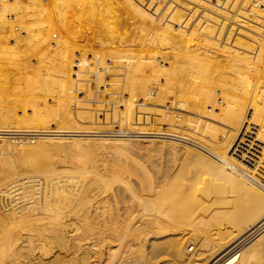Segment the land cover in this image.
Instances as JSON below:
<instances>
[{
  "label": "rangeland",
  "instance_id": "obj_1",
  "mask_svg": "<svg viewBox=\"0 0 264 264\" xmlns=\"http://www.w3.org/2000/svg\"><path fill=\"white\" fill-rule=\"evenodd\" d=\"M134 1H135V3H134ZM175 1L178 5L175 3ZM186 1L189 2L190 0H174V1L171 0V2H170V0H156V2H157L156 5H154L152 7L150 6L151 7V9H150V7H148V5L146 4L145 0L144 1L143 0H140V1L139 0H128V1H126V0H107V2L103 3L102 5L96 6V7H99L98 12H97L96 7L93 6L94 10L93 9L91 10L92 6H90V7L87 6V8L90 9V11H91V12H89V10L86 8V3L82 2L84 4V7L81 8L82 11L76 12L75 10H72L70 13L68 12L69 14L62 12V15L58 18L52 17V19L49 21L50 26L52 25L51 27H54V28H51L52 33L51 32L47 33V31H43V33L41 34V37L39 39L41 41L38 40L39 43L41 42L39 45H33L32 42H34V41H31V39L28 37V34L25 35L24 33H22L21 26H20V20H19L20 18L17 19L18 17H20V14L15 13V12H14L15 14H13V12L11 13L12 15L10 14L11 16H13L16 19L15 20L16 22L13 23V21H12L9 25H8V23L3 24V25L0 24V35L3 36L0 40V43H2V44L6 43L8 48L13 47L15 49V50L14 49L10 50L13 52L7 51L6 53L0 54V63H1L0 71L2 72V73L0 72V76L6 78V79L5 78L2 79V81L0 79V83H2L4 81V83L0 84L1 85L0 86V122L2 123V124L0 123V125L4 126V127L2 126L3 129H8L10 131H13V130L20 131L19 134H15V135L4 134V135L0 136V140H2L4 142L3 143L4 145L7 144V146H8L9 143L12 145V146H10V144H9V147H11V148H8V149H6L7 147L5 148L4 146L0 145L1 146L0 149L4 147L0 151V156H1L0 157V170L1 169L6 170V171H8L9 169L12 170L13 166H14L15 169H17L19 171L22 170V171L26 172V170H27V172H30L32 170V167H29V164L26 163V161L24 160V157H22L23 155L21 153L20 154L22 156L19 154V152L12 149L13 146L19 147L22 143H23L22 145H24V144L35 145L38 143H42V144L48 143L45 141H48V139H49L48 137L50 136L51 138L54 139V141L52 140L53 142L51 141V143L55 142V145L53 144L52 147L51 146H48V147H50L49 149L53 148L52 151L54 150L53 151L54 153L53 152L52 153L54 155H53V157H51L52 154L50 155L51 162L49 161L50 159H47V158H46V160L44 159L42 161L44 166H45V164H48V166L46 165V167L58 168V169H61V166H62V168L65 166L64 168H66L70 171L76 170L77 172L79 171L80 173L82 171L83 173H85V175L88 174V173L86 174V171H89L90 175L89 174L88 175L91 177H93L94 173H95V176L93 178L95 180H98V181H96L97 182V189L95 191H97L96 194L98 192L100 193V195L97 194L98 195L97 197L99 199L96 197V200H102V199L105 201L110 200L113 196L111 193L114 194V192H117L116 194H114V196L112 198L113 201L115 200L114 203H113L112 199H111L112 203L110 201H107V205L111 209H109L108 207L107 208L110 210L111 213L109 214V210L104 211L105 213L107 212L106 216H105V214H102V217H100V220H102L101 218H103V217L106 218L103 220L104 223L103 222L101 223L100 220H99L100 223H97L98 228L101 227V228H99L100 231H102L104 233V237H103L102 236L103 233L100 232V234L102 236V237L100 236V239L102 238L101 239L102 243L99 244V247L101 246L100 247V251H101L102 250L101 248L103 246V250L100 252L101 254L99 253L100 260H101V262H99V264H118V262L121 261V259H124V260L129 259L133 264H179L178 260L175 261L176 260L175 255H173L174 246L172 244H174L173 239L175 238L174 237L175 234H174V231L171 230V227H174V229H175L178 225L183 224L184 223L183 221L179 222L180 221L179 218H184L186 216L182 213H187L189 215V213L191 211H193V207L191 204H189V206H187V208L185 209L184 212H182L180 209H179V211L177 210V213H180L181 215H183V217H181V215H180L176 218V213L173 210H171V212H170V210L167 209V207L170 208V206H171L170 205V199H172L173 202H175V200H177L178 196L175 194L179 195L181 193V189H182L181 185H183L185 183H186V185L191 184L190 187H192V189H191L192 191L190 190V192L192 193L193 196H194L196 190H198V188L200 189L203 186L200 189V190H202V189L206 188V185H208V187H209V185H211L208 182H206L207 177H206L205 172L209 168L207 163L205 162V165H204V162L202 163V161H200L195 154H189L190 157H188L189 155H186L187 152L184 151V147H185V149L186 148L189 149V148H193V147H191L190 145H186L185 143H182V142H178V141L174 142L173 140H170L168 138H163L164 136L165 137H167V136L174 137L173 133L180 126L179 122L186 123V125L184 127L185 128L188 127L187 117L185 116L186 112H183V111H186V108L182 109L180 107V101L183 98L185 101V106H190V103H191L193 105V106L191 105L192 108L194 107V109H196V110H194L195 113L196 114L197 113L202 114V115L197 114V115H200L202 118L201 117L199 118V116L195 117V116H191V115L189 116V118H191L193 120H198L199 121L198 122L199 130L201 132H206L205 133L206 135L204 133H202L205 136V137L203 136V138H205L206 140H208V138H209V133L207 131L208 127H206V125H205V124H207V126L209 125V122H207L208 118L206 116V114L208 115L209 110L207 109L208 107H206L207 104L206 103L204 104L203 102L208 101V97H209L208 95L211 92V90H209L208 88L206 89L205 83H202V82L205 80L207 75L210 76V74L203 72V74L199 73L200 74V76H199V74H194V73L196 71L202 72V71L208 70L210 68L211 64L203 63L202 65H198V66L194 67L195 69L189 71V65L190 64L189 63L187 64V62H186L188 60L186 58V55L184 54V52L175 49L176 48L175 46L177 45V43L180 45L181 48H184L182 44H184V46H187L188 45L187 42L189 44L190 43L193 44L196 41L195 38L189 34V31L187 29H185V28L182 29V27H181V25L182 26L185 25L184 27H187L186 24L188 25V23L181 24V23H178L179 21H177V23H175L176 20H179V18L185 19L186 21L188 19L192 18L191 15H193V14H192V12H190L193 10V7L191 6V1L194 2L195 0H191L189 2L190 5ZM166 2L168 3V5ZM141 3L142 4L145 3V4L142 5ZM137 4H139V6ZM123 5H126V6H123ZM35 6H37V5H35ZM117 6H119V7H117ZM127 6H129V8ZM147 7L149 8V10ZM163 7L165 9H163ZM190 7H191V9H190ZM174 8H176V9H174ZM186 8H189L188 11H186L187 10ZM118 9H120V10L122 9V10L120 11ZM170 9H171V11H170ZM86 10H88V11H86ZM164 10H167L166 11L167 13H165ZM158 11H160V12H158ZM161 11H164V12L161 13ZM168 11L170 12V14ZM73 12H74V14H73ZM145 12H147L146 15H145ZM174 12H176V13H174ZM92 13H93V15H92ZM100 14H101V16H100ZM159 14H161V15L163 14L162 17L165 16V18H166L165 19V18L160 17L161 18V24L163 23L162 25H165V23H167L166 27L168 26V28H167L168 34H164V35H166L167 39L169 40V42H170L171 46H173V48H169L166 45L164 46L162 44L160 45L159 44L160 42H158V41H156L157 43H155L156 45L159 44V45H157V46H160V47H158V49H155L156 46H155V48H153V47H151V44L149 45V42L147 40L149 37H153V41H155V39H157L159 36H163V33H164L163 30H160V31L158 30L157 33H155V30H154V27L157 25L156 23H158V21H159V16H160ZM171 14L175 18L171 17L172 16ZM174 14H176V15H174ZM178 14H180V16ZM185 14H187V15L189 14L188 16L186 15L187 18L185 16ZM75 15H76V18H75ZM166 15H167V17H166ZM156 16L158 19L156 18ZM53 19H55V20H53ZM202 19L203 18H200V20H202ZM155 20H158V21L155 23ZM162 20H164V21L166 20V21L162 22ZM52 21L53 22L55 21L54 22L55 26H53ZM170 21H171V23H170ZM50 22H52V23H50ZM103 22H105V23L103 24ZM72 23H74V24H72ZM207 23H208V21H207ZM161 24H159V26ZM151 25H153V26H151ZM171 25H176V26L174 27ZM169 26H170V28H169ZM192 26H194V25H192ZM56 27H57V29H59L58 30L59 32L56 31L57 30ZM90 27H91V29H90ZM92 27H94V28H92ZM130 27H132V28H130ZM143 27H145V28H143ZM163 27L165 28V26H163ZM171 27L176 28V30L178 28L179 32H181L183 30L184 32L182 31V34L180 33V36H182V37L178 38L175 33L170 31L172 29ZM138 28H142L143 33H136V30ZM13 30H15V33ZM77 30H79V32ZM89 30H90V32H89ZM145 30H146V33H145ZM8 34H9V36H7ZM62 35H64V36L62 37ZM16 36H18V37H16ZM12 37H14L13 40H12ZM27 37H28V39H27ZM56 39L57 40L61 39V40H60V42H58ZM218 39H221V37H219ZM53 41L56 42V45H54L53 47L49 46V45H53L55 43V42L53 43ZM66 42H67V44H66ZM79 42H81V43H79ZM122 42H124V43H122ZM129 42H130V44H134V45H130L129 47L125 46V45H128ZM209 42H211L210 45H212V41L207 40V42L206 41L204 42L205 44L203 43L204 47L205 46L208 47ZM28 43L31 46H29ZM206 43H208V44H206ZM44 44H47V45H44ZM45 46H46V48H45ZM152 46H153V42H152ZM40 48L42 51L40 50ZM155 50L161 51L162 54H165L168 56V64L166 65V68H168V69L166 71H165V69H162L163 67L159 64L160 63L159 59L155 58V54H156ZM165 50H167L168 52L166 53ZM163 51H164V53H163ZM152 52H154V54H152ZM3 57L5 60L3 59ZM18 62H20V64ZM157 63H158V65H157ZM18 66H19V68H18ZM183 67H187L188 69L186 68L187 70H185ZM1 69L5 72L4 75H3V71ZM163 71H165L166 73L169 71L168 73L170 74V75H168V77H169L168 81H170V82H168V85L170 84L169 85V87H170L169 95L171 93L170 97L166 93H164L165 94L164 95L163 92L161 91L162 90L161 85H163L162 79L165 78L163 76ZM193 74H194V76H193ZM204 74H207V75H204ZM7 75H8V77H7ZM201 76L204 77V79H202ZM2 77H0V78H2ZM196 77L197 78L199 77V80L201 78L203 81L201 80L202 81L201 83H199L200 81H198V80L195 81L196 79L193 81L192 78H196ZM222 81H224V82H221V81L218 82L219 85L216 83L217 85H215V86H218V87H216V88L214 87L215 90H214V92L212 91L214 97H215V95H217L218 97L220 96V95H218V94H220V91H221L220 89H221V87L223 88L225 86V80H222ZM195 82L197 83V85L200 84V86L198 87ZM9 84H10V86H9ZM203 85H204V87H203ZM141 86L145 87V89L148 92L150 91L149 96L152 98L153 101L149 102V101L143 100V92L142 91L144 88L142 89ZM160 87H161V90H160ZM218 88H220V89H218ZM158 90L162 92V94L159 95L160 97L158 96V92H159ZM205 90H206V92L203 93L204 94L203 98L205 100L202 98V100H204V101L201 102L200 101L201 100L200 95H201V92L202 91L204 92ZM197 91H198L199 96L196 95ZM192 92L193 93L196 92V93L193 95V94H191ZM187 94L189 96L191 94L192 97L190 96L191 97L190 98ZM157 101H158V103H157ZM198 101H200L204 106L200 102L198 103ZM211 102L212 101H210L209 103H211ZM196 103L198 105H196ZM154 104H156V105H154ZM174 106H176V108H179V109L174 108ZM204 108L207 109L206 110L207 112L204 111L205 110ZM181 110H183V111H181ZM199 111H201V112H199ZM205 116H206V118H204ZM205 119H206V122H205ZM28 130L38 131L39 133H42V132L43 133H49V135L48 134H31V135L28 134V135H26L25 133ZM186 133H187L186 135H188V136H186V137H188L187 139L193 140V138H192L193 135L191 134V136H190V134H188L189 132H186ZM45 135L47 136L48 139L46 138ZM53 135L55 138L53 137ZM67 136H69V137H67ZM143 136H145V137L147 136V138L145 139V138H143ZM134 139H138V140H134ZM151 139H153V141L151 143H149V141ZM162 140H165V142L167 141L166 144L170 143V141H173L175 145L180 144L181 146L176 145L177 146L176 150H177L178 154L171 151L167 146L161 147L162 144L160 142H162ZM119 141H121V142H119ZM61 142H62V144H61ZM86 142H87V144H86ZM122 142H124V144ZM59 143L61 146L59 145ZM96 143H98V144H96ZM120 143L123 145L126 144L125 145L126 146L125 151H126V153H128V157H130V158L126 159L125 156L123 155L125 153V151L123 149H121V150L118 149L117 146L120 145ZM72 144H73V146H71ZM129 144H131V145H129ZM136 145H137V147H136ZM113 146H116V147H113ZM54 147H57V150L60 147H61V149H59L58 152H56L57 150ZM127 149H129V150H127ZM8 150L10 152H13V155H11ZM182 150L184 151L183 152L184 154H182ZM190 150H192V149H190ZM80 151L81 152L84 151V152H82L83 154H81ZM119 151L121 153H123V154L118 153L119 155H121L120 157L116 153ZM193 151H197V152L201 153L199 150H197L195 148H193ZM1 152H2V155H1ZM50 152H51V150H50ZM15 153L16 154L18 153V155H20V156L16 155ZM56 153H59V155L61 157ZM131 153H132V155H131ZM55 154L57 155V157L55 156ZM69 154H73L74 156L73 155L71 156ZM89 154H90V157H89ZM107 154H109V155H107ZM4 155H6L7 157L10 156L11 159H9L10 157H8V159H7V157H4ZM192 155H194V156H192ZM14 156H16V158H17L16 161L14 159ZM54 156H55V158H54ZM21 157L23 159H21ZM70 157L71 158L74 157L73 160L75 159L74 160L75 162L78 161V163L79 162H80V164L82 163L81 164L82 167H79L80 164H78V163L70 162V159H71ZM75 157L76 158L78 157L79 159H76ZM58 158H59L60 162L57 161ZM62 158L64 160L63 163H61V161H63ZM117 158H119V160ZM207 158H209L213 161L212 158H210V157H207ZM5 159H6V161H5ZM18 159L20 161L21 160L22 161L24 160V161L19 162ZM66 159H68V160H66ZM7 160H9L11 164ZM52 160H53V162H52ZM54 160H56L58 163L56 161L54 162ZM128 160H129V162H128ZM44 161H47V163H45ZM66 161H67V163H66ZM169 161H170V163H169ZM5 162H8V163H5ZM3 163H5V166ZM74 163H75V166H74ZM55 164H57V165H55ZM68 164L69 165L71 164L73 166L70 165V168H68V166H69ZM91 164L93 167L90 166ZM8 165L10 166V168H8L9 167ZM53 165L56 167H54ZM86 165L89 167H87ZM190 165H191V167H190ZM22 166H24L26 168H24ZM90 167H91V169H90ZM19 168H21V169H19ZM86 168H88V169H86ZM184 168H185V170H184ZM28 169H30V170H28ZM176 169H177V171H176ZM191 169H193L192 172L189 171ZM144 170H145V172H144ZM92 171H93V173H92ZM146 173L148 174V177L151 178V180L153 182H155V183L159 182L160 183L161 181H163L165 184L164 185L163 182H161L162 184L160 183L161 185H163L165 187L164 188L163 186H161L162 191L164 192L163 195H165V196H162L161 195L162 193L160 194V196H162L164 199L161 197L157 198L156 201H154L155 200L154 199L153 201H151L153 205H150L151 202L149 204L148 203L144 204L146 202L147 196L145 195L146 194L145 189H143L145 185H143V186H141V185L145 184V183H143V181H144V177L147 179ZM204 174H205V176H204ZM143 175H144V177L142 178L141 176H143ZM140 177H141V180H137ZM163 177H165V178H163ZM157 178L159 179V181ZM127 179H129V180H127ZM146 179L144 182H146ZM136 180L140 183L139 184L140 186L137 184L138 182ZM166 180H168V181H166ZM202 180H204V181L206 180V181L204 182ZM125 182L127 184H124ZM168 182H169V184H167ZM176 183H178V184L176 185ZM198 183H200V184H198ZM124 185L125 186L127 185L128 188L125 187ZM136 185L138 188L136 187ZM104 186H106V187L104 188ZM98 187H99V189H98ZM124 187L126 190L128 189V192L130 191L129 190L130 187H132L131 191L134 189V192L136 194H139L138 196H140V198H142V199L144 198L143 201L141 199L139 200V197L136 196V194H134L136 197L134 195H132L134 192L131 193V191H130L128 193L124 189ZM195 187H198V188H195ZM140 188L142 189L141 191L143 192V194L140 191ZM194 189H195V191H194ZM208 189L209 188H207V190ZM107 190L110 192L112 191V192L108 193ZM207 190L204 189V191H207ZM209 190L212 191L211 189H209ZM230 190L228 188L229 193L226 190H225L226 192L224 191L225 194H227L226 198H224V196H225L224 193H222L223 195L221 194L222 195L221 196L220 193L216 192V195L218 193L217 196L220 195L219 198L217 197L218 199L214 197V196H216L215 191H212V192L209 191L208 195H210L211 193H213V194H211L212 196H208L209 199L207 198L208 200H206L205 203H206L207 208L209 206L210 209L209 208L208 209H209L210 213L207 212L206 214H203V215L201 214V216L198 215L195 218V222L196 221L197 222L196 223L194 222V223L200 225L201 227H205V228L207 226H210V229H212L214 226H216L214 224L218 220V218L214 217L215 216L214 214H216L215 211L218 210V213H220L222 211L221 215H223V216H218V217H219V220L222 217H224V218L221 219V221H219L218 223L219 224L221 223L223 227L225 226L224 228L222 227L223 230L221 231L223 233V235H225V236L227 234L229 235V232L233 231L234 225L238 224V221L240 220L239 217L242 218L244 216L245 213L243 211L248 210L247 208L244 209L245 207H248L247 205L245 206V203H244L245 200L244 199L241 201L237 200L238 198L242 199L240 197L241 194L238 193L240 196H238V198H237L236 193L234 192L235 194H233V192H230ZM191 193H187V194H191ZM199 193H201V194L199 195ZM105 194H107V195H105ZM117 194H118V199H116ZM172 194H174L175 198H174V196H172ZM192 195H190V196H192ZM195 195H197V198H198L202 195V192L199 191ZM104 196H106V198ZM221 197H223L225 199V201L223 200V198L221 199ZM107 198H109V199H107ZM132 198H135V199H132ZM150 198L152 199L153 197H150ZM232 198L234 199V201ZM214 199H216V202ZM136 200H137V202H136ZM229 200H230V202H229ZM116 201H117V203H116ZM168 201H169V204H168ZM242 201H244L243 202L244 206H243ZM154 202H156V204ZM182 202H185V201H182ZM182 202H180V204H182ZM186 202H189V201H186ZM220 202H222V204H224V205L220 204ZM226 202H229V203L234 202V203L227 205ZM239 202L242 203V205ZM162 204H164V205H162ZM105 205H106V203H105ZM111 205H114V206H111ZM137 205H141V206L138 207ZM146 205H148V206H146ZM166 205H167V207H166ZM174 205H176V202L174 203ZM152 206H154V207H152ZM159 206L161 207V209H160V210H162L161 212L166 214V215H164L162 213L163 214L162 217H164V219H167V220L169 218H170V220H174V221H172V223L163 224V226H161L162 224L161 225H157V224L151 225L147 222L146 219L148 218V215L150 213L151 214L149 216H151V215L153 216V214L154 215L157 214L158 211L156 209L157 208L159 209L160 208ZM176 206H178V205H176ZM222 206H224V207H222ZM100 207H102V206L100 205ZM113 207H114V209H113ZM241 207H243V208H241ZM107 208H105V210ZM212 208L215 210H213L211 212ZM164 209L167 210V212ZM111 210H114L113 212H115V213H112ZM232 210H233V212H232ZM125 211H127V212H125ZM136 211H137V213H136ZM213 212H214V214H213ZM114 214L116 216L115 218L113 217ZM139 214H141V215H139ZM209 214H213L214 216L213 215L212 216L214 218H210L211 215H209ZM134 215L136 218H134ZM109 217H112V219H109ZM141 218H142V220H141ZM215 219H217V220H215ZM232 219H235L234 221L235 222L237 221V222L236 223L233 222ZM105 220H107V221L105 222ZM122 220H123V222H122ZM125 220H127V221H125ZM205 220H207V221H205ZM214 220H215V222H213ZM222 220L224 223L222 222ZM231 220H232V222H231ZM109 221H111V222H109ZM129 221H131V222H129ZM140 222H141V224H140ZM174 222H176V223H174ZM125 223H126V225H125ZM218 223L216 222L217 225H218ZM232 223L234 225H232ZM98 224L99 225L105 224L106 227L104 225V229H103L102 228L103 225L99 226ZM108 224H113V225H108ZM137 224H139L140 226ZM144 224H145V226H144ZM171 224H173V226ZM186 224H190V225L192 224L191 218L189 219V222ZM107 226L108 227L110 226L109 227L110 229ZM140 227L142 228L141 230L143 232L139 229ZM136 228H137V230H136ZM162 228H165L166 230L170 229L169 233L164 232L165 234H167V236L164 233H163L164 237L162 234H160L162 231ZM207 228H209V227H207ZM138 229L141 231V233L138 232ZM147 229L151 230V231H149V236L144 233V232H146V233L148 232ZM153 229H154V231H152ZM158 229H161V231L157 232ZM165 229H163V230H165ZM109 230H111V232ZM125 230H127V231H125ZM225 230H226V233L224 234ZM107 231L110 232L111 236H109V232L107 233ZM112 231H114L113 233H115V235L114 234L112 235ZM106 233H107L108 237H106L107 236ZM157 233H159V234H157ZM257 233H259V234H255L256 236L254 235L255 237L253 236V238L249 240L248 245L246 244V247L249 245H252V243H254L257 239L258 240L260 239V241L258 242L259 244L257 243L259 247L256 245L257 251H258L257 254L260 256L262 255V258H263L262 260L264 263V251H263L264 250V228L261 229ZM152 234H154V235H152ZM138 235L139 236L141 235V237L142 236L143 237L141 238ZM156 235H159V236L157 237ZM144 236H146V238ZM168 236H169V238H168ZM105 237H106V240L108 239L109 241H104ZM109 237H110V239H109ZM261 237H262V239H261ZM103 238H104V240H103ZM136 238L140 241L139 243H138ZM110 241H112V242H110ZM261 242H263V243L261 244ZM103 243L107 247H109L110 250L113 252L109 253L108 248H106ZM108 243L110 245H107ZM170 248H172V249H170ZM185 251L188 255H193L196 252V243L195 242L186 243L185 244ZM261 252H262V254H261ZM86 256L84 257L85 259L88 256L92 257L91 254H89L87 257ZM173 256L175 258H173ZM32 257L33 256H31V257L29 256V258L28 257L24 258L22 256L21 260L19 259L20 263L18 262V260H16V262H14V263L21 264V262H22L23 264L24 263L30 264L29 260L31 261V259H32L31 264H40V263L43 264L44 261H45L44 264H46V261H47L46 258H48V257L44 256L45 260H40V259L36 258L35 256H34V258H32ZM82 259L80 258V260H82ZM118 259H119V261H118ZM14 263H12V264H14ZM120 264H124V262H121Z\"/></svg>",
  "mask_w": 264,
  "mask_h": 264
},
{
  "label": "bare ground",
  "instance_id": "obj_2",
  "mask_svg": "<svg viewBox=\"0 0 264 264\" xmlns=\"http://www.w3.org/2000/svg\"><path fill=\"white\" fill-rule=\"evenodd\" d=\"M126 1H128V0H126ZM172 1H174V0H172ZM82 2L86 3V8H87V6L88 7L92 6L91 10L92 9L94 10V7L102 5L103 3L107 2V0H0V24L3 25V24L8 23V25H9L12 21L14 23V22H16L15 21L16 19L13 16H11L12 15L11 13L13 12V14H15V13L20 14V17H18L17 19L20 18L19 20H20V26H21L22 33H24L25 35L28 34V37L31 39V41H34V42H32L33 45H39L41 42L39 43L38 40L40 39L43 31H47V33H50L51 28H54V27H51L52 25L50 26V24H49V21L52 19V17L58 18L62 15V12H65L67 14L68 12L70 13L72 10H75L76 12L82 11L81 8L84 7V4ZM145 2L148 5V7H150V6L152 7V6L156 5V3H157L156 0H145ZM170 2H171V0H170ZM189 2H187V3H189ZM194 2L191 1V6L193 7V10L190 12H192L193 15H191V14L190 15L192 18L188 19L187 21L185 19L179 18V20H176L175 23H177V21H179L178 23H181V24L188 23V25L186 24L187 27H184L185 25L184 26L181 25V27H182V29L185 28L189 31V34L195 38L196 43L194 42L193 44L192 43L189 44L186 41L189 46L188 45L184 46V44H182L184 48H181L180 45L177 43V45L175 46L176 47L175 49L184 52V54L186 55V58L188 59L186 62H187V64L188 63L190 64L189 65V71L195 69L194 67H196L198 65H202L203 63L211 64V66L208 70L202 71V72L196 71L194 73V74H199V73L203 74V72H204V73L210 74V76H208L207 74H204V75H207V77L205 78L204 81L202 80V79H204V77H202L203 75L201 76L202 79L200 78V80H199V77L198 78L197 77L192 78L193 81L195 79H196L195 81H197V80L200 81L199 83H201L203 81L202 83H205L206 89L208 88L209 90H211V92L208 95L209 97H208L207 102H203L205 100L203 98V95H204L203 93H205L206 90L204 92L202 91L201 95H200L201 96L200 101L203 102L204 104L206 103L207 104L206 107H208L207 109L209 110L208 115L206 114V116L208 118L207 122H209V125L207 126V124H205L206 127H208L207 131L209 133V138H208V140L203 138L204 135L202 133L205 134L206 132H201L199 130V127H198L199 121L189 118L190 115L195 116V117L199 116V118H200L201 116L197 115V114H201V113L196 114L194 111L196 109H194V107L192 108L193 105L191 103H190V106H185L184 98L181 101L180 100L179 101H180V107L182 109L186 108V111H183V110H181V111L186 112L185 116L187 117L188 127H186V128L184 127L186 125V123L179 122L180 126L173 133L174 137H172V136L165 137L164 136L163 138H168L170 140H173L174 142L175 141L182 142V143H185L186 145H190L191 147L199 150L201 153H199L197 151H193V148H189V149L186 148L185 149V147H184V151L187 152L186 155L195 154L198 157V159L200 161H202V163L204 162V165L206 162L208 167H209L208 169L206 168L207 170L205 173H206L207 181L206 180L205 181L211 185H209V187H208V185H206V188H204V189L207 190V188H209L212 191H215V195H216V192L220 193V195L222 193H224V195H225L224 198H226L227 194H225V192L226 191L228 192V188H229V190L230 189L232 190V191L230 190V192H233V194L236 193L237 198H238V196H240L239 194H241L240 197L242 199L238 198L237 200L241 201L244 199L245 202L242 201V203L244 202L245 206L246 205L248 206V207H245L244 209L247 208L248 210H245V211L242 210L245 213V214L243 213L244 216L242 218L239 217L240 220L237 218L239 220L237 225L236 224L234 225L232 223V225H234V227L232 226L234 228L233 231L232 232L230 231L229 235L227 234L228 236L227 235L225 236L221 232L225 226L223 227L221 223L220 224L218 223L219 221H221V219L224 218V217H222L219 220V217H218V216H223V215H221L222 211L220 213H218V210H217V211H215L216 214H214V212H213V214L215 216L213 214H209L211 216L213 215L214 217L218 218V220L215 219V220H217L216 222L218 223V225L216 224V222L214 220L213 222H215L214 225H216V226H214L212 229H210V226H207L209 228H207V227L205 228V227H201L198 224H195L197 222V221L195 222V218L198 215L201 216V214L203 215V214H206L207 212L210 213L209 212L210 208H209V206H208L209 209L207 208L205 201L208 200L209 199L208 196H212L211 194H213V193L208 195L209 191H210L209 189H208L209 191L207 190L208 191L207 192V191H204V189L200 190L203 186L200 189L198 187H195V188H198V190H196L195 194L198 193L199 191L202 192V195L197 198L198 194L197 195L194 194V196H193L192 193L190 192V190L192 189V187H190L191 184L190 185L187 184L188 186L186 185V183L181 185L182 186L181 193L179 195L175 194L178 196L177 200H175L176 205H178V206L174 205L175 202H173V200L170 199V205L171 206H170V208L167 207V205L169 204V201H168V204L166 205V207H167V209L170 210V212H171V210H173L176 213V218L181 215L180 213H177V210L179 211V209H180L182 212H184L185 209L187 208V206H189V204L192 205L193 211H191L189 213V215L187 213H182L186 216L184 218H179V220H180L179 222L183 221L184 223L178 225L175 229H174V227H171V230H173L174 234H175L174 235L175 238L173 239L174 244H172L174 246L173 255H175V257H176L175 261L178 260L179 264H258V263L264 264L263 260H262L263 259L262 255L260 256L257 254L258 253L257 246L259 244L258 242L260 241V239L259 240L257 239L255 242L253 241L254 243H252V245H249L246 247V244L248 245L249 240L252 239L255 234H259L257 232H259L261 229L264 228V0H195ZM134 3H135V1H134ZM168 3H167V5H168ZM175 3H176V1H175ZM143 4H145V3H143ZM35 5H37V6H35ZM137 5L139 6V4H137ZM189 5H190V3H189ZM123 6H126V5H123ZM117 7H119V6H117ZM127 7L129 8V6H127ZM151 7H150V9H151ZM96 8H97V12H98L99 7H96ZM163 9H165V8L163 7ZM171 9H170V11H171ZM174 9H176V8H174ZM186 9H187L186 11H188L189 8H186ZM190 9H191V7H190ZM88 10H89V12H91L90 9H88ZM88 10H86V11H88ZM118 10H120V9H118ZM148 10H149V8H148ZM167 10H164L165 13H167L166 12ZM164 11H161V13H163ZM158 12H160V11H158ZM174 13H176V12H174ZM73 14H74V12H73ZM146 14H147V12H145V15ZM169 14H170V12H169ZM92 15H93V13H92ZM159 15H160L159 16L160 22L158 20H155V23L158 21V23L161 24V18L160 17H162L163 14L162 15L159 14ZM167 15H166V17H167ZM174 15H176V14H174ZM178 15L180 16V14H178ZM186 15L187 14H185V16ZM100 16H101V14H100ZM157 16H156V18H157ZM187 16H186V18H187ZM171 17H174V16L172 15ZM75 18H76V15H75ZM162 18H165V16H163ZM200 18H203V19L200 20ZM53 20H55V19H53ZM163 21L164 20H162V22ZM207 21H208V23H207ZM52 22H50V23H52ZM54 22H53V26H55ZM104 23L105 22H103V24ZM158 23H156L157 25L154 27L155 33H157L158 30L159 31L163 30L164 31L163 36H159L157 39H155V41H153V37H149L147 39L149 42V45L151 44V47H153V48H155V46H156L155 49H158V47H160V46H157L159 44L160 45L162 44L164 46L166 45L169 48H173V46H171L169 40L167 39L166 35H164V34H168V32H167L168 26L166 27L167 23H165V25H162L163 24L162 23L160 26ZM170 23H171V21H170ZM72 24H74V23H72ZM192 25H194V26H192ZM151 26H153V25H151ZM163 26H165V28ZM171 26L175 27L176 25H171ZM92 28H94V27H92ZM130 28H132V27H130ZM143 28H145V27H143ZM169 28H170V26H169ZM171 28L172 29L171 30L169 29V30L172 31L173 33H175L178 38L182 37V36H180V33L182 34L183 30L182 31L180 30L181 32H179L178 28H177V30H176V28H173V27H171ZM56 29H57V27H56ZM90 29H91V27H90ZM58 30L59 29H57L56 31H58ZM146 30H145V33H146ZM13 31L15 33V30H13ZM77 31L79 32V30H77ZM89 32H90V30H89ZM136 33H143V29L138 28L136 30ZM7 36H9V34ZM63 36L64 35H62V37ZM2 37L3 36L0 35V40ZM14 37H12V40ZM16 37H18V36H16ZM28 37H27V39H28ZM219 37H221V39H218ZM206 39L209 41H212V45H210L211 42H209V46L204 47L203 43L205 41L207 42ZM60 40H57V41L60 42ZM39 41H41V40H39ZM156 41H158L160 43L156 45L155 44V43H157ZM54 42L55 41H53V43ZM152 42H153V46H152ZM79 43H81V42H79ZM122 43H124V42H122ZM5 44L0 43V54L6 53L7 51L14 49L13 47L8 48L7 44L6 45ZM66 44H67V42H66ZM206 44H208V43H206ZM44 45H47V44H44ZM54 45H56V42L53 45H49V46L53 47ZM130 45H134V44H130V42H129V44L125 45V46L129 47ZM29 46H31V45L29 44ZM45 48H46V46H45ZM40 50H41V48H40ZM165 51H166V53L168 52L167 50H165ZM10 52H13V51H10ZM155 53H156L155 58L159 59V62H160L159 64L163 67L162 69H165V71H166L168 69V68H166V65L168 64V56L165 54H162L161 51L155 50ZM163 53H164V51H163ZM152 54H154V52H152ZM3 59H4V57H3ZM18 63L20 64V62H18ZM0 65H1V63H0ZM157 65H158V63H157ZM18 68H19V66H18ZM183 68L185 70L188 69L187 67H183ZM165 71H163V76L165 78L162 79L163 85H161L162 90H161V87H160V90L163 92V94L166 93L170 97V95H171V93L169 95V92H170L169 85L170 84L168 85V82H170V81H168V79H169L168 75H170V74L168 73L169 71L167 73ZM4 73L5 72L3 71V75H4ZM194 74H193V76H194ZM199 76H200V74H199ZM0 77H2V76H0ZM7 77H8V75H7ZM4 78L5 77L0 78L1 81ZM222 80H225V86L223 88L221 87V89L218 88L221 90L220 94H218L220 96L218 97L217 95H215V97H214L213 92H214L215 88L218 87L215 85H217L219 81L224 82ZM2 83H4V81ZM2 83H0V84H2ZM196 85H197V83H196ZM9 86H10V84H9ZM197 86L199 87L200 84ZM203 87H204V85H203ZM141 88L142 89L144 88L142 91L143 92V100L149 101V102L153 101L152 98L149 96L150 91L148 92L145 89V87H143V86H141ZM161 91L158 92V96L160 94H162ZM193 92L191 94L194 95L196 92L195 93H193ZM191 94H190V96H191ZM196 95H198V91H197ZM202 98L204 100H202ZM209 100L212 102L209 103L210 102ZM200 101H198V103ZM157 103H158V101H157ZM156 104H154V105H156ZM196 105H198V104L196 103ZM174 108H176V106H174ZM176 109H179V108H176ZM207 109H205L204 111H206ZM199 112H201V111H199ZM206 116L204 118H206ZM205 122H206V119H205ZM2 126L0 125V136L4 135V134L15 135V134L20 133V131H15V130L10 131L8 129H3ZM186 132H189L188 134H190V136H191V134L193 135V137H192L193 140L187 139L188 137H186V136H188V135H186L187 134ZM25 134L26 135H28V134H30V135L31 134H48L49 135V133H43V132L39 133L38 131H31V130H28ZM53 137H54V135H53ZM67 137H69V136H67ZM46 138H47V136H46ZM48 138H47L48 141H45L48 143H43V144L38 143L35 145H31V144L22 145L23 144L22 143L19 147L13 146L12 149L19 152V154L21 153L23 156L21 154L20 155L22 157H24V160L26 161V163L29 164V167H32V170L30 172H27V170H26V172H24L22 170L19 171V170L15 169L14 166H13V169L11 168L12 170H10V169L8 171L2 170V169H1L2 171L0 170V264H12V263L16 262V260H18V262H19L21 260L22 256L24 258H27V257L29 258V256L30 257L33 256L32 258H34V256H35L36 258H38L40 260H45L44 256H46V257H48V258H46V260H47L46 264H99V262H101L99 253L103 250V246L101 248L102 249L101 251H100L101 246L99 247V244L102 243V241H101L102 238L100 239V236H101L100 232L101 233H103V232L100 231L99 228H101V227L98 228L97 223H100V222L102 223L103 220L106 219L103 217V218H101L102 220H100V217H102V214H105V216H106L107 212L105 213L104 211L111 209L107 205V201L111 202V199L113 198L114 194H116L117 192H114V194H113V193H111L112 191L110 192L107 190L108 193L110 192L113 195L110 200H106V201L103 199L102 200H96V197L98 195H100V193L98 192L97 193L98 195H97L96 194L97 191H95L97 189V182L96 181H98V180H95L93 178L95 176V173H94V176L91 177V176H89L90 175L89 171H86V174L88 173L89 175L88 174L85 175V173H83L81 170H80L81 173L79 171L77 172L76 170L70 171V170L64 168L65 166L63 168L61 166V169L46 167V165L48 166V164H45V166H44L42 161L44 159L46 160V158L50 159L54 155L53 154L54 150L52 151L53 148L49 149L50 147H48V146L52 147L53 144L55 145V142L51 143V141L52 140L54 141V139L51 138L50 136ZM143 138L146 139L147 136L146 137L143 136ZM134 140H138V139H134ZM121 141H119V142H121ZM152 141H153V139H151L149 141V143H151ZM173 141H170V143L166 144L167 141L165 142V140H162V142H160L162 144L161 147L167 146L171 151L178 154L177 150H176V147H177L176 145H180V144L175 145ZM3 143L4 142L2 140H0L1 146H4L5 148L7 147L6 149L11 148V147H9L10 143L8 144V146H7V144L4 145ZM122 143L124 144V142H122ZM61 144H62V142H61ZM86 144H87V142H86ZM96 144H98V143H96ZM123 144H121V143H120V145L117 144L118 145L117 147H118V149H120V150L123 149L125 151V147H126L125 145L126 144L125 145H123ZM131 144H129V145H131ZM59 145H60V143H59ZM10 146H12V145L10 144ZM71 146H73V144ZM57 147H54V148L57 150ZM113 147H116V146H113ZM136 147H137V145H136ZM3 148H1V149H3ZM1 149H0V151H1ZM59 149H61V147ZM190 149H192V150H190ZM50 150H51V152H50ZM58 150L56 152H58ZM127 150H129V149H127ZM184 151L182 150V154H184L183 153ZM82 152H84V151H82ZM82 152H81V154H83ZM116 153L118 154L121 152L119 151ZM132 153H131V155H132ZM10 154L13 155V152H10ZM51 154H52V156L50 157ZM56 154L59 155V153H56ZM56 154H55V156L57 157ZM121 154H123V153H121ZM1 155H2V152H1ZM16 155H18V153ZM20 155H18V156H20ZM69 155L72 156L73 154H69ZM107 155H109V154H107ZM123 155L125 156L126 159L130 158V157H128V153H126V151ZM55 156H54V158H55ZM120 156L121 155H119V157ZM192 156H194V155H192ZM4 157H7V156L4 155ZM8 157H10V156H8ZM8 157H7V159H8ZM22 157H21V159H23ZM78 157L77 158L75 157V158L79 159ZM89 157H90V154H89ZM188 157H190V155ZM207 157L212 158L213 161ZM73 158L70 159V162H75L74 161L75 159L73 160ZM9 159H11V157ZM14 159L16 161V159H17L16 156H14ZM117 159L119 160V158H117ZM62 160H63V158H62ZM66 160H68V159H66ZM5 161H6V159H5ZM7 161H9V160H7ZM18 161L23 162L22 160L20 161L19 159H18ZM49 161L51 162V159ZM55 161L56 160H54V162ZM57 161H59V158ZM170 161H169V163H170ZM44 162L47 163V161H44ZM52 162H53V160H52ZM63 162H64V160L61 161V163H63ZM128 162H129V160H128ZM5 163H8V162H5ZM5 163H3L4 166H5ZM9 163H10V161H9ZM66 163H67V161H66ZM75 163H78V161ZM75 163H74V166H75ZM78 164H80V162ZM81 164L79 167H82ZM55 165H57V164H55ZM70 165L68 166V168H70ZM71 166H73V165H71ZM90 166H92V164ZM22 167H24V166H22ZM54 167H56V166H54ZM87 167H89V166H87ZM190 167H191V165H190ZM8 168H10V166ZM21 168H19V169H21ZM24 168H26V167H24ZM185 168H184V170H185ZM86 169H88V168H86ZM90 169H91V167H90ZM28 170H30V169H28ZM192 170L193 169H191L189 171L192 172ZM176 171H177V169H176ZM144 172H145V170H144ZM92 173H93V171H92ZM144 175L141 177L143 178ZM204 176H205V174H204ZM141 177L137 180H141ZM163 178H165V177H163ZM145 179L146 178L144 177V181H145ZM127 180H129V179H127ZM144 181H143V183H145V184L141 185V186H143V185L146 186V187L144 186V188H143V189H145V192H146L145 195L147 196V198L145 197L146 202L145 203L143 202L144 204H146V203L149 204L154 199H155L154 201H156L157 198H159V197L163 198L162 196H165V195H163L164 192L162 191V187H161V186H163V185H161L162 184L161 182H163V181L160 182L161 184L157 181H156L157 183H155L151 180V178L148 177V174H147L146 182H144ZM158 181H159V179H158ZM166 181H168V180H166ZM202 181H204V180H202ZM124 184H127V183L125 182ZM137 184L139 185L140 183L138 182ZM163 184H164V182H163ZM167 184H169V182ZM177 184L178 183H176V185ZM198 184H200V183H198ZM105 187L106 186H104V188ZM125 187H127V185ZM125 187H124V189H125ZM136 187H137V185H136ZM141 188H140V191L142 190ZM98 189H99V187H98ZM131 189H132V187H130L129 190L131 191ZM126 191L128 192V189ZM194 191H195V189H194ZM212 191H210V192H212ZM132 192H134V189L131 191V193ZM187 193H191V194H187ZM218 193H217V195H218ZM107 194H105V195H107ZM134 194H136V193L134 192L132 195H134ZM142 194H143V192H142ZM160 194L162 196H160ZM200 194L201 193H199V195ZM138 195L139 194H136V196H138ZM190 195H192V196H190ZM217 195L214 197L219 198L220 195L219 196H217ZM116 196H117L116 199H118V194ZM172 196H174V194H172ZM104 197L106 198V196H104ZM138 197H139V200L141 199L143 201L144 198L142 199V198H140V196H138ZM150 197H153V198L151 199ZM109 198H107V199H109ZM174 198H175V196H174ZM222 198L223 197H221V199ZM224 198H223V200L225 201ZM132 199H135V198H132ZM214 200L216 202V199H214ZM112 201H113V199H112ZM114 201H113V203H114ZM182 201H185V202H182ZM186 201H189V202H186ZM233 201H234V199H233ZM136 202H137V200H136ZM180 202H182V204H180ZM229 202H230V200H229ZM229 202H226L227 205L234 203V202H231V203H229ZM105 203H106V205H105ZM116 203H117V201H116ZM154 203L156 204V202H154ZM242 203H240V204L242 205ZM244 203H243V206H244ZM220 204H222V202H220ZM100 205L102 207H100ZM141 205H137V206L139 207ZM150 205H153L152 202ZM162 205H164V204H162ZM222 205H224V204H222ZM111 206H114V205H111ZM146 206H148V205H146ZM152 207H154V206H152ZM222 207H224V206H222ZM105 208H107V209L105 210ZM213 208L211 209V212L213 210H215ZM241 208H243V207H241ZM113 209H114V207H113ZM160 209H161V207L159 209L157 208L156 210L158 211V213L155 215L153 214V216L152 215L149 216L151 213L149 215L147 214L148 218L146 220L149 224H151V225H154V224L155 225L156 224L161 225L162 224L161 226H163V224H170V223H172V221H174V220H170V218L168 220L164 219V217H162L164 213L161 212L162 210H160ZM233 210H232V212H233ZM111 211H112V213H115V212H113L114 210H111ZM165 211L167 212V210H165ZM125 212H127V211H125ZM110 213L111 212L109 210V214ZM136 213H137V211H136ZM139 215H141V214H139ZM164 215H166V214H164ZM211 216H210V218H214L213 216L212 217ZM113 217L114 218L116 217L115 214ZM181 217H183V215H181ZM134 218H136L135 215H134ZM190 218L192 220V224L191 225L186 224L189 222ZM109 219H112V217H109ZM99 220H100V222H99ZM141 220H142V218H141ZM232 220H233V222H235L234 221L235 219H232ZM232 220H231V222H232ZM106 221L107 220H105V222ZM125 221H127V220H125ZM205 221H207V220H205ZM109 222H111V221H109ZM122 222H123V220H122ZM129 222H131V221H129ZM222 222H223V220H222ZM174 223H176V222H174ZM105 224H101V225H103V227H102L103 229H104ZM140 224H141V222H140ZM101 225H99V226H101ZM108 225H113V224H108ZM125 225H126V223H125ZM137 225H139V224H137ZM171 225L173 226V224H171ZM144 226H145V224H144ZM105 227H106V225H105ZM139 229L141 230L142 228L140 227ZM139 229H138V232L141 233L142 230L140 231ZM163 229H165V228H162V231H161V229H158L157 232L161 231L160 234L163 235L164 232L169 233V231H170V229H168V230H166V229L163 230ZM136 230H137V228H136ZM109 231L111 232V230H109ZM109 231H107V233ZM125 231H127V230H125ZM149 231H151V230H148L147 233L146 232H144V233L149 236ZM152 231H154V229ZM110 232H109V236H111ZM113 232L114 231H112V235L113 234L115 235V233H113ZM107 233H106V235H107ZM225 233H226V230L224 231V234ZM157 234H159V233H157ZM152 235H154V234H152ZM165 235L167 236V234H165ZM102 236L104 237V233ZM156 236L158 237L159 235H156ZM106 237H108V235ZM106 237H105V240H104V238H103V240L109 241L108 239L106 240ZM139 237H141V235ZM144 237L146 238V236H144ZM163 237H164V235H163ZM168 238H169V236H168ZM109 239H110V237H109ZM261 239H262V237H261ZM137 241H138V243L140 242L138 239H137ZM110 242H112V241H110ZM188 242H195L196 243V252L193 255H188L185 251V244ZM262 243L263 242H261V244ZM107 245H110V244L108 243ZM105 247L108 248L109 253L113 252L106 245H105ZM170 249H172V248H170ZM89 254L92 255V257L90 256L91 258L88 256ZM261 254H262V252H261ZM85 256L88 259L87 258L85 259L84 258ZM175 257L173 256V258H175ZM80 258L81 259L83 258V259L80 260ZM128 260L129 259H126V260L121 259V261H119V259H118V261H119L118 264H120L121 262H124V264H133L130 260L129 261ZM29 262L31 264L32 259H31V261L29 260ZM44 263H45V261H44ZM14 264H16V263H14ZM21 264H23V263L21 262ZM24 264H26V263H24ZM27 264H29V263H27Z\"/></svg>",
  "mask_w": 264,
  "mask_h": 264
}]
</instances>
